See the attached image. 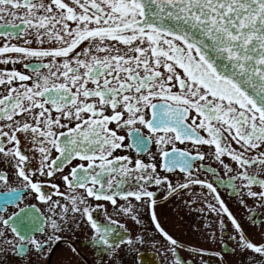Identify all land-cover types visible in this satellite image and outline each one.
<instances>
[{
    "label": "snow or ice",
    "instance_id": "1",
    "mask_svg": "<svg viewBox=\"0 0 264 264\" xmlns=\"http://www.w3.org/2000/svg\"><path fill=\"white\" fill-rule=\"evenodd\" d=\"M11 19H19L31 29L27 35H34L39 45L55 41L57 46L32 47L30 39H25L23 46L7 42L0 46V53L17 54L5 57L4 63L28 58L36 61L24 64V68H32L34 76L0 69V85L6 89L0 94V121H6L0 123V153L14 161V178L20 188L47 203L53 214L56 208L61 211L57 219L43 221L50 231L40 227L42 238L38 239L33 233L42 221L35 205L20 207V188L0 194V205L12 203L18 209L8 214L0 208V253L27 257L32 252L37 258L51 259L53 242H60L59 233L67 227L68 206L52 201L38 177H52L78 159L82 162L62 176L69 193H61L57 185L52 187L71 201L72 212L86 218L95 244L111 251L117 236L93 218L87 197L114 206L117 197L123 198L127 206L120 204L119 208L124 213L132 211L127 198L134 197L149 207L155 230L174 246L175 264H184L176 255L178 241L157 218L155 193L147 187L161 186L168 177L157 173L155 163L137 159L130 168L129 157L112 156L117 148L142 151L147 141L154 139L162 158L160 167L166 171L179 168L187 174L183 185L173 188L169 182V190L206 187L216 200V204L207 205L209 211L217 213L221 227L226 215L237 234L230 239H237L238 248L264 254V243H255L245 234L214 183L192 178L190 161L203 160L204 153L193 155L175 147L176 141L214 146V158L224 169L232 171L223 156L237 165L228 185L235 190L233 181H241V193L264 207V0H0L5 29ZM0 35L11 34L4 31ZM83 41L87 44L74 52ZM42 68L47 73L41 72ZM15 80H31V84L14 85ZM190 111L195 113L191 124L186 122ZM113 122L116 128H127L129 135H134L132 144H124L125 136L109 127ZM137 123L148 130L146 137L134 127ZM17 133L31 139L40 154L39 167L31 166ZM229 139L239 149L233 148ZM165 145L172 147L166 149ZM53 149L58 155L50 158ZM10 179L7 172L0 171V183L5 187ZM254 185L260 190H254ZM77 188L86 195L76 193ZM239 203L246 206L244 198ZM96 208H104V204ZM70 251L75 255L78 249ZM220 264L225 261L221 259Z\"/></svg>",
    "mask_w": 264,
    "mask_h": 264
},
{
    "label": "flooded vegetation",
    "instance_id": "2",
    "mask_svg": "<svg viewBox=\"0 0 264 264\" xmlns=\"http://www.w3.org/2000/svg\"><path fill=\"white\" fill-rule=\"evenodd\" d=\"M45 2L47 3L48 0H45ZM65 2L70 3L71 0H65ZM5 23L6 20H0V33L7 31L11 35H0V46H3L5 42L9 45L17 44L23 46L25 39L32 41L31 45H29L32 47L57 46L55 41H46L43 45H39L34 35L31 37L27 35L31 29H27L22 25L19 19H11V23L6 29L3 27ZM13 24L18 27H12L11 25ZM69 24L70 27L74 26L73 22H69ZM21 29H24L23 35L20 34ZM86 44L87 41L81 42L74 49V52L79 51ZM16 55V53L12 52L0 53V69H15L26 75L34 76L35 73L32 68H24L25 63H35L34 58H28L15 63L12 61L4 63L5 57ZM71 55L72 53L69 54V56ZM44 62H48L47 58L44 59ZM40 71L47 73V70L43 68ZM21 83L30 85L31 80L23 82L18 80L13 81L14 85ZM5 92V87L0 85V94H5ZM110 112V109H106V113L110 114ZM52 115H57L54 109ZM193 115L195 113L190 111L187 123H192L191 117ZM61 122L66 123L67 121L62 119ZM196 122L199 123V118H197ZM0 123H6V121H0ZM109 127L114 128L118 135L125 136L124 144L133 143L135 137L134 135H129L127 128H116L115 122L109 124ZM134 127L140 128L141 135L145 137L148 135V130L138 123ZM57 131H64V129H57ZM197 131L201 135L207 136V133L203 129H197ZM17 135L21 140V149L29 157L31 166L33 168L39 167L40 154L33 148L31 139L25 138L23 133H17ZM229 142L233 148L239 149V146L235 142L230 139ZM8 146V144L5 145V147ZM38 147L39 145L36 146V148ZM163 147L170 149L172 145H165ZM175 147L190 152L193 155L197 151L204 153L203 160L193 159L190 161L192 164V178L213 182L220 198L242 224L245 234L255 243H264V207L260 206L258 200H254L241 193V181H233V184L237 186L235 190L228 185V178L235 175L237 168V165L231 158L228 156L221 157L225 163L231 166L232 171L229 172L214 158V146L198 145L192 141H176ZM261 150H264V146H262ZM251 154H256V150H253ZM57 155L58 153L53 149L50 158H55ZM118 155L130 158L131 163L128 164L130 168L134 166L137 159L146 164L155 163L157 165V173L160 176L168 177V181L163 182L161 186L151 184L147 187L148 190L155 193L152 199L156 201L154 208L157 218L162 227L178 241V246H175L176 255L183 259L184 264H201V261H207V264H220L221 259L225 261V264H264V254L238 248L237 239H230V237L237 234L226 215L223 217L224 226L221 227L219 224L220 217L216 212L209 211L207 205L209 203L216 204V200L206 187L191 185L189 188H180L175 192L169 190V182L173 188L177 184L183 185L187 174L179 168L166 171L160 167L162 158L159 155V148L155 144L154 139L147 141L144 150L139 152L135 147L114 149L112 156ZM81 162L78 159H73L71 164L65 165L62 170L55 172L52 177H38L42 182V190L50 196L52 201H59L60 204L68 206V211L65 214L67 227H64L59 233L61 236L60 242H53L55 251L51 254V259L48 260L47 256L37 258L32 252L27 257H21L9 251L0 253V264H28L29 260L32 264H60L62 260L64 264H175V257L171 251L174 246L155 230L151 221L149 207L136 201L134 197L127 198V201L133 205L132 211L129 213H124L119 208L120 204L127 206L123 198L117 197V205L114 206L110 202L87 197L88 203L92 208L93 218L100 224L102 229L108 227L117 236L116 244L111 251L92 241L93 230L89 224L85 223L86 218L82 220L78 213L72 212L71 201L57 195L56 189L52 187V185H57L61 193L68 194L70 190L62 180V176L69 172L72 165ZM83 163L87 162L83 161ZM13 165L14 161L11 158L6 159L0 153V171L7 172L11 178L7 187L0 183V194L11 188H20L19 180L14 178ZM217 177L220 179H217ZM104 178L106 179L107 175ZM117 178L119 179V177ZM261 178H264V175H261ZM253 187L254 190H260L258 185H254ZM20 191L22 193L20 207H26L30 204L35 205L36 209L41 213L42 222L36 226L33 234L38 239L42 238V233L39 231L40 227H44L47 231H50L47 224L43 223V221L47 220L48 217L57 219L61 210L56 208L55 214H53V212L49 211L47 203L36 200L34 194H29L22 188H20ZM75 192L86 195L83 189L77 188ZM241 198L246 200V206H242L239 203ZM97 204H104V208H96ZM0 208L8 214H11L12 211H18L16 205L12 203L0 205ZM133 216L135 219H133ZM57 222L59 223L60 221L58 220ZM137 237H140V239H137ZM129 238L132 240L131 244L128 243ZM73 247L78 249L75 255L70 251ZM216 252H220L221 255L216 256Z\"/></svg>",
    "mask_w": 264,
    "mask_h": 264
}]
</instances>
